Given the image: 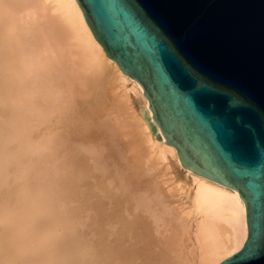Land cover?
<instances>
[{
  "label": "bare ground",
  "instance_id": "obj_1",
  "mask_svg": "<svg viewBox=\"0 0 264 264\" xmlns=\"http://www.w3.org/2000/svg\"><path fill=\"white\" fill-rule=\"evenodd\" d=\"M30 1H31L30 3L28 4L22 3L23 4L22 5L21 3H19L18 0H0V103L6 99L7 101L8 99H15V100L21 99V101L22 100L24 101L25 96H28L29 94H31L32 91L34 92L35 89L32 90V88L34 84H36L37 80L35 81V83L32 81L34 83L32 87H31L32 82H30L33 70L35 69L33 66L37 62H39V65L41 66L40 64L41 62L38 61L39 59L38 56L40 55L38 54L36 55L37 51L35 53L31 50L33 45H35L34 42H36V41H33L29 37V33L31 32L32 28L29 27L30 28L29 30L28 27H24V24H22L23 22H21L19 18L21 17L23 12H27L28 16H31V17L32 15L37 14L39 11H42V12L47 11V13L50 12L49 17H50V14L52 16V13H53V15L56 16V18L52 16L50 17L52 20L48 19L49 21H47V23L49 22V24L52 25V28L51 26L48 25L50 27L49 29L51 33L49 31H46V32H49L47 33V36L50 35L48 36L50 37L48 38L50 40V45L53 44L51 42L52 41L54 42L56 37L58 39V42L57 43L55 42L57 46L54 43L56 47H59L61 45V44L60 45L58 44L61 39L63 40V42L66 40V43L64 42L62 43V45L69 43V41L71 40L73 44L70 42L69 44H72V45L67 44L66 46L68 47L71 46L70 48H71L72 53L70 52V54L73 55L75 59V60L71 59L72 56L69 54L71 58L70 57L68 58H70L73 61L72 62L68 61V63H66L67 66H64L61 70L59 69L61 76L68 80L67 82L68 84L66 85H61L58 83V81L55 79V76L52 75L53 74L52 69L48 66V64H46L47 65V75H46L47 76V104H46L47 105V157L54 159V160L56 158L60 159L59 163L61 165L60 167L61 172L66 171L65 175L61 176L60 179L62 181L58 185L59 187L65 190V193H66L65 200H64L66 201L65 203L68 204L69 202H72L75 199H79V198L81 199L82 202L84 201L86 202V200L89 197V192L84 190L81 193H79L78 190L81 188L83 189L86 186L90 185L89 178H95L98 175V176H103L107 178L113 177L111 179H114L115 173L114 175H111L112 170L111 172L110 170L108 171V169L106 170L104 168V166H106V163H104L103 158L100 155L99 157L98 155H96V153L99 154L98 145L99 146L101 145L102 137L100 135V129L97 128V126H95V123H94L95 117L102 110L101 108L103 107V104L106 101V94H107L108 88L105 85V83L109 81L110 84H112V82L114 81V83L117 85V88L122 92L123 99L126 100V102L128 103V105L131 107L133 111L134 121L136 122L137 127L141 133V137L143 138L144 142L149 146L151 156L155 157V158L153 157L152 158L156 159V163L159 162L163 166L164 175L163 174L161 175L167 178V182L171 183L173 186L175 185L174 190L176 192H178L180 195H183L182 200L184 201V206L186 205L185 207H187L188 204L190 206V210L188 211V213L186 209H184L186 210V212H184L185 214L182 213V215L184 214V216L187 215V221L192 220L195 224L193 228V226H190L189 224L188 225L185 224V223H188L186 220H185L186 222H182V224L184 223L185 225H187V226H184L183 224V227L187 229L188 233L190 234L193 233V236H194V239L188 238V240H191L193 244H192L191 251L188 250L190 252L191 258L190 260H188L189 262L186 264H219L223 260L227 259L228 257L240 251L247 239L248 229H247V221H246V206H245L243 199L240 197L239 192L227 186H224L220 183L209 180L201 175L195 174L192 170L185 168L181 164L180 158L178 156V153L175 147L167 144L166 142L158 140L153 135L149 124L144 119L141 113V107H143L142 112L146 110L148 113L147 116L149 118L152 117L151 111L149 109V102L144 95L142 86L136 80L124 74L123 71L120 69V67L117 65V63L107 56L102 45L97 41L91 28L89 27L85 19L83 10L80 7L77 0H30ZM26 17L27 16H25L24 19H26ZM53 19H56L55 23L50 22V21H53ZM34 23L36 24V22ZM41 27L43 28V26H40V29ZM44 28L46 30L48 29L46 27ZM33 32L34 31H32V34ZM38 34L36 33L35 35H37L38 37ZM51 36H52V41H51ZM36 39H37V42L38 41L41 42V39L40 40L38 38ZM39 47H41V45ZM43 50H45V48ZM67 50L68 49H66L65 51L64 49V52L67 53L70 51V50L69 51ZM43 56H45L44 60L45 59L48 60L50 58V57L46 58V55H43ZM52 58L50 59L52 60ZM65 59L63 60V62L65 61ZM36 70H38V68ZM42 70H45V69H42ZM54 70H55L54 72H56L58 68L57 70L56 69ZM39 74L41 73H38V75ZM56 76H57V72H56ZM80 78L82 79L79 80ZM73 79L74 80L78 79L77 81L79 82L82 81L81 83L83 84L85 83L83 85L84 87H82L83 89H81L78 84H75L76 81H74L73 83L72 82ZM83 80L85 82H83ZM44 81L45 80H43V82ZM59 81H61L60 78H59ZM43 82L41 83L43 84ZM42 84L41 86H43ZM107 85L109 86L108 82H107ZM37 86H38V83H37ZM43 88L41 89L42 91H43ZM36 91L39 95L40 93L38 89ZM37 93H34V95H36ZM44 96L46 98V95ZM78 96L81 98L83 97L80 100L79 104H77V102L74 103L72 101L73 98L77 97L78 99L79 98ZM25 101H28V100H25ZM119 102H121V100ZM18 103L22 105L21 102H18ZM30 104H32V102ZM135 104L138 106L137 111H135V107H134ZM10 122L12 123V120ZM32 122L33 121H31V123ZM24 127H25L24 125L20 126L21 129H23ZM12 130L13 129L11 127L2 126L0 124V138L2 142L9 144L8 142L10 139L12 140V136H13ZM33 133L31 132L30 134L32 135ZM158 133L162 134L159 128H158L156 135H158ZM30 134H28V136ZM20 136L21 135H18V137ZM36 139L37 138H35L34 140ZM30 140H33V139L30 138ZM96 144H97L98 149L97 150L95 149V151L97 152L91 151L89 153L90 158L96 157V163L93 165H90L88 162L89 160L88 157L84 155V152H85L84 149L87 147L90 148V146L92 145L95 146ZM28 145H29V142H28ZM2 152L3 154H1L0 156L1 161L5 160V158L6 160L8 158V161H9V159H11L9 157L13 156L12 158L15 159L20 156V154L17 152L13 153V152H9L8 150L7 151L5 150V152L4 151ZM109 152H110L109 155L112 157L110 150ZM161 165L159 167H162ZM82 172H84V174L81 176ZM28 177H29L28 175L22 177V179L19 177L16 179L17 181H15L14 183L13 182L10 183L9 181V184L8 183L7 184L11 185L10 189L13 187L15 188V187H18L17 186L18 184H15V183L21 184L22 180L24 182L25 180L28 179ZM112 186H113V183H112ZM101 187H102L101 189L104 190L103 195L109 198L110 201L114 205L112 206V203H111V206H112L111 209L110 208L109 209L108 208L107 209L97 208L94 210V212L91 213V215L93 216L95 231L97 233L103 234L102 238H104V240L105 238H107L105 234L110 233L106 230L104 226L108 225L109 222L111 221L117 222L119 226H117V224H114V226L116 225L119 228V230L117 228L116 230L118 231H116L115 233L112 232V235L115 234L114 235L115 243H113V245L107 244V246H104L105 244H103L99 246L96 243L91 244V242L87 241V239L85 238L86 236L85 233L82 232L83 231V230L81 231L82 228L79 227L82 224H84V223L81 224V222H84L83 221L85 219L84 213H86L87 211L84 207H82V209H78V210L75 209V210H72L71 212L68 211L70 212L68 213V215L69 216L72 215L69 220L67 219L64 220V217L66 216L60 217V219L63 218L62 221H60L59 218L58 220L55 219V221L52 220L54 221L53 223L55 225L56 224L60 226L62 225V227L67 225L66 227L70 229H74L75 233L72 235H65L63 232H61L59 234H56L53 237L51 236V238L47 236V248L44 249V251H41L40 246H39L46 242L45 237H43L44 231L42 232L44 225L41 224L42 222L40 223L39 218L34 216L35 214L32 215L33 214L31 212L32 205L29 204L31 199L34 196V191H31L30 185L28 184L21 185L18 189L15 188L17 192V197H16L14 196L15 194L12 193L11 190L7 187V189H9V192L12 193V194L10 193L9 195L14 196L13 197L14 199L7 198L8 200H6L7 202H5V205L3 203L5 198H3V201L0 200L4 205L2 206L0 204V223L3 224L2 225L3 228L0 230V264H42L44 262H46L47 264H105V263H108V260L110 257L113 259V261H116V259H118V261H120L122 264H130L131 259H134V257L137 255L143 257L145 264L151 263L156 258L158 260L157 261L158 263L159 262V255L157 254L158 250H157V253H154L156 251L155 248H154L155 251H151V249H153L152 246L154 245V242H153V245L151 246L152 248L151 249L149 248L150 247L149 241H150V238L153 236V235L150 236L151 230L149 227V222L147 224V222L144 219H142L141 216L139 215L140 208H139V205H136V204H140V203L136 202V204L134 203V205L129 204L130 201H126L127 199H125L126 197H124L126 194L125 192L123 195L121 192H120L121 195H118V191L117 193L116 191H114L115 193L113 192L114 187L112 188V191L110 190L111 187L109 188L108 185L101 186ZM170 188L171 187H169V189ZM13 189L12 191H14ZM171 195L175 196L174 194H171ZM7 197H11V196H7ZM165 202H163V204H165ZM168 204L170 205V203ZM125 205H128V206L125 207ZM15 206H24L26 207L28 212L27 213L24 212L26 215L23 213H17L13 208ZM143 206L145 207V209L143 208L144 210H146V208H149L148 205L143 204ZM152 207L154 208L155 206L153 205ZM164 207L166 209V206ZM164 207L162 208L164 209ZM150 209H151V206H150ZM68 210H71V209L68 208ZM126 211L129 214L127 216L125 214ZM156 211L154 212L156 213ZM49 212H51V210ZM175 212L173 213V211H171V213L173 214H175ZM177 212L180 213L181 210ZM28 213L31 214L32 216L29 215ZM143 213L145 214V212ZM147 215H151V214H147ZM154 215L155 214H153V216ZM157 216H160V215H157ZM171 216L175 217V215H170L168 217V221H169V218H171ZM182 217H180L181 219L179 220L178 223H180V221H183L184 217L183 218ZM104 218L106 219L105 220L106 222L105 221L103 222ZM161 218H163V214ZM172 219H170V221H172ZM166 223L170 224V222H166ZM153 224L154 223H152V225ZM169 224H166V226ZM174 224L175 223H173V225ZM110 225L112 226L113 229H115L112 224ZM110 225H108V227ZM153 226L156 227L155 224ZM170 226L173 227L172 225ZM185 228H183L182 231H184ZM165 229H169V228L165 227ZM172 230L174 229L171 228V231ZM106 231L108 233H106ZM155 232H154L155 236L158 237L157 236L158 232L157 233ZM181 232L179 233L181 234ZM185 232H182V234ZM180 234H178V236ZM190 234H188V236ZM130 236L135 238L134 239L135 241H131L135 243L132 244L130 249L129 247L125 249L123 247L124 246L123 242L126 239H128V237ZM132 237H130L129 240H131ZM176 237L175 239L179 238V237L178 238ZM156 242L158 243V241L155 240L156 245L154 246H157ZM180 242L181 240L176 243H180ZM184 242L182 243L185 244ZM174 243L175 242L173 241L172 244ZM127 245L125 244V247H127ZM160 245L164 246L162 244ZM169 246H173V245H169ZM177 247L180 248L179 246ZM183 247H181V249H183ZM100 248L103 249L106 253V255L101 259H100V256L97 255V250H99ZM170 248H168V250ZM163 249L165 250V248ZM172 249L173 247L170 250L172 251ZM176 250L177 249H175V251ZM89 251H92V252L90 253ZM189 252H186L185 254L188 255ZM181 254L182 253H180L178 257H182ZM27 255L31 256L29 257L30 261H26L25 263H22L21 259ZM176 255L177 254L173 255V257ZM187 257L188 256H186V258ZM180 259L181 258L178 259L179 262H181ZM137 260H142V259H137ZM172 260L174 261L175 259L173 258L171 259V261ZM186 261L187 260H183L184 263ZM164 262L165 261H163V263ZM176 264H181V263H176Z\"/></svg>",
  "mask_w": 264,
  "mask_h": 264
},
{
  "label": "water",
  "instance_id": "obj_2",
  "mask_svg": "<svg viewBox=\"0 0 264 264\" xmlns=\"http://www.w3.org/2000/svg\"><path fill=\"white\" fill-rule=\"evenodd\" d=\"M77 1L153 135L243 199L247 239L219 264H264V0Z\"/></svg>",
  "mask_w": 264,
  "mask_h": 264
},
{
  "label": "rangeland",
  "instance_id": "obj_3",
  "mask_svg": "<svg viewBox=\"0 0 264 264\" xmlns=\"http://www.w3.org/2000/svg\"><path fill=\"white\" fill-rule=\"evenodd\" d=\"M18 1L21 4L22 3L28 4L31 2L30 0H26V2H25V0L24 1L18 0ZM39 12H38L39 14L38 13L34 14V15H32V17L28 16L27 12H23L21 17L19 15V17H20L19 19L21 22H23L22 24H24V27H28L29 30H30V28L33 29V30L31 29V32L28 30L31 33V34L29 33V37L33 41H36V42H34L35 45H33L31 50L35 53L37 51L36 55L38 54L41 56V57L38 56L40 59V60L38 59V61L41 62L40 63L41 66L39 65V62H37L33 66L35 68V69L33 68L35 71L33 70L31 80H30V82L33 81L34 83L37 80L36 84H34L33 82L31 83V87L33 84L35 86V87L33 86L32 90H34V89L35 90H34V92L32 91L31 94H29L30 96L28 95L29 97L28 96L24 97L25 100H28V101H25V100L21 101V99L20 100L8 99V101H7V99H6V100H4L5 102L3 101L0 103V124L2 126L11 127L13 129L12 130L13 131L12 140L11 139L9 140V142H8L9 144L2 142V140L0 138V156H1V154H3L2 151L5 152V150L6 151L8 150L9 152H13V153L17 152L20 154V156L18 158H15V159L12 158L13 156L9 157V158H11V159H9V161H8V158H7V160L5 158L6 161L0 160V175L2 176V177L0 176V200L3 201V198H5L3 201V203L5 205V202H7L6 200L14 199L13 198L14 196L17 197L16 189H18L21 185H27V184L30 185L31 191H34V196L29 203L32 205V208H31L32 209L31 212L33 213L32 215L35 214L34 216L39 218L40 223L42 222L41 224L44 225L42 232L44 231L43 237H45L46 242L43 243L42 245H39L41 251H44V249L47 248V236L51 238V236L53 237L56 234H59L61 232H63L65 235H72L75 233V230L67 228L66 227L67 225L62 227V225L61 226L57 225V224L55 225L53 222L55 221V219L58 220V218L60 221H62L63 218L60 219V217H64V216H66V217H64V220H66V219L69 220L72 215L70 214L71 216H69L68 213H70L72 210H75V209H77V210L82 209V207H84L87 211H86V213H84V218H85L83 220L84 222H81V224L82 223H84V224H82L79 227H81L82 228L81 231L83 230L82 232L85 233V235H86L85 238L87 239V241L91 242V244L96 243L99 246L105 244L104 246H107V244L113 245V243H115L114 242L115 241L114 240L115 234L112 235V232L115 233L116 231H118L119 228L117 226H119V225L117 224L116 221H111V222H109V224L107 223L108 225L112 224L113 227L115 228V229H113L111 225L108 227V225H105L106 224L105 223L104 227L110 233H108L106 231V233H108V234H105L107 238H105V240H104V238H102L103 234L97 233L95 231V225H94L93 216L91 215V213L94 212V210L97 208H100V209H107V208L111 209L112 208V206L114 204L110 201L109 198H107V197H105V195H103L104 190L101 189L102 188L101 186H107L108 185L110 188L112 186V183H113V186L110 188V190L112 191V188L114 187L113 192L116 191V193H117V191H118V195H121V193L123 195L125 192L128 196L125 194L124 197H126L125 198V199H127L126 201H130L129 204L134 205V203L136 204V202L140 203V204H136V205H139V208H140L139 215L141 216L142 219H144L147 222V224L149 222V227L151 230L150 236L151 235L154 236V238H153V236L150 238V241H152V242L149 241V246H150L149 248L151 249L153 247V249H151V251L156 250L154 253H157V250H158L157 254L159 255V262L157 263L158 260L156 258L151 263H146V264H153V263L154 264L155 263H157V264H166V263L171 264L172 263L173 264V262H174V264H176V263L182 264L183 260H187L185 263L183 262V264L188 263L189 262L188 260H190V258H191L189 251H191L192 244H193V242H191V240H188V238L194 239V236H193V233H191V234L188 233L187 229L185 227H183L184 223L182 224V222L187 221V215L184 216V214H185L184 212H186V210H187V213H188V211L190 210V206L188 203H187L188 204L187 207H185L186 205L184 206V201L182 200L183 195H180L178 192H176L174 190L175 185L173 186L171 183L167 182V178H165L163 176L164 175L163 166L159 162L156 163V159H153L155 157L151 156L149 146L144 142L143 138L141 137V133L137 127V124L134 121L133 111H132L131 107L128 105V103L126 102V100L123 99L122 92L117 88V85L114 83V81L112 82V84H110V82L107 81L109 86L107 85V82L105 83V85L108 88L107 94H106V101L104 102L103 107L101 108L102 110L99 112V114L95 117V120H94L95 126H97V128L100 129V135L102 137V140H101L102 143L100 146L98 145L99 149L97 148V144L95 145L96 147L94 145H92V146H90V148L87 147L84 149V151H85L84 155L88 157V159H89L88 162L90 165H93L96 163V157L90 158L89 153L91 151L97 152V151H95V149L96 150L98 149L99 154L96 153V155H98V157L100 155L103 158L104 163H106V166H104V168L106 170L108 169V171L110 170V172L112 170L111 175H114V173H115L114 179H111L113 177L107 178V177L98 176V175L95 178H89L90 185L86 186L83 189L81 188L78 190L79 193H81L84 190L89 192V197L86 200V202L85 201L82 202L81 199L79 198V199H75L72 202H69L70 204L65 203L66 202V201H64L65 195H66L65 190L62 189L61 187H59L58 185L62 181L60 179L61 176L65 175L66 171L61 172V168H60L61 165L59 163L60 159L56 158L55 160H57V161H55L54 159L47 157V105H46L47 104V76H46L47 75V65L46 64H48V66L52 69V72H53L52 75L55 76V79L58 81L59 84H61V85L68 84L67 83L68 80L61 76L60 70L64 66H67L66 63H68V61L72 62L73 60H75L74 56L70 54V52L72 53L71 48H70L71 46H69V47L66 46L67 44L72 45L73 43L71 42V40L70 41L67 40V41H69V43L71 42L72 44L67 43V44L62 45V43H64V42L66 43V40L63 42L62 39L61 40L59 39L60 42L62 41L61 43L60 42L58 43L59 45L61 44L60 45L61 47L59 45H58L59 47H56L57 46L56 43L58 42V39L56 37V39L53 42L52 36H51V41H52L51 43H53V44L50 45V40L48 39V38H50V37H48L50 35L47 36V33H49V32L51 33L49 26H51V28H52V25H50L49 22L47 23V21L52 20L50 17L54 16L56 18V16L53 15V13H52V16L50 14V17H49L50 12L47 13V11H45V12L39 11ZM24 15L27 16L26 19H24L25 18ZM32 19H34V20H32ZM34 22H36V24ZM50 22L55 23L56 19H53V21H50ZM51 24H53V23H51ZM40 26H43V28L41 27V29H40ZM44 27H46L48 29L46 30ZM32 31L35 32V33L33 32L34 36L32 34ZM46 31H49V32H46ZM45 32H46V34H45ZM36 33L37 34L39 33L40 35L38 34V37H37V35H35ZM36 38H38L39 40L41 39V42L40 41L37 42ZM43 40H45V41H43ZM54 43L56 46L54 45ZM40 45H41V47H39ZM65 46H66V48H65ZM35 47H36V49H35ZM44 48L46 51L43 50ZM48 48H49V50H48ZM64 49H65V51H66V49H68L67 51H69V50L70 51L66 53V52H64ZM41 51H42V53H41ZM69 54L72 56V58H71V56H69ZM43 55H46V58H48V57H50V58L53 57V58H52V60L50 58L48 60L47 59L44 60L45 56H43ZM68 57H70L73 60H71ZM64 59H65V61L63 62ZM55 60H56V62H55ZM58 65H59V67H58ZM37 68H38V70H36ZM57 68H58V70H57ZM42 69H45V70H42ZM54 69L57 70L56 71L57 76H56V72H54L55 71ZM43 71H45V72H43ZM38 73H41V74L38 75ZM61 77H62V79H61ZM39 78H40V80H39ZM59 78L61 81H59ZM81 79L82 78H80L79 80H81ZM43 80H45V81L43 82ZM77 80L73 79L72 82L74 83V81H76L77 83L75 82V84H78L79 87L81 89H83L82 87H84L83 85L85 83L83 84V83H81L82 81L79 82ZM41 82H43V84ZM83 82H85V81L83 80ZM37 83H38V86H37ZM41 84L44 86V88H43V86H41ZM42 88H43V91L41 90ZM37 89L40 93L39 95L36 91ZM34 93H37V94L34 95ZM42 93L44 95H46V98ZM82 98L79 97L77 99V97H76V98H73L75 101L73 99H72V101L74 103L77 102V104H79V102ZM37 99H38V101H37ZM120 100H121V102H119ZM18 102H21L22 105H20V103H18ZM31 102H32L33 106H32V104H30ZM2 103H4V104H2ZM25 105H27V106H25ZM134 107H135V111H137L138 106L135 104ZM131 118H133V119H131ZM26 119L28 120V122ZM11 120H12V123L10 122ZM31 121H33V122L31 123ZM21 125H24L25 127L23 129H21L20 128ZM31 132L32 133L34 132L32 134L33 136L30 134ZM36 133H38V134H36ZM28 134H30L31 136L29 135L30 136L29 137ZM18 135H21V136L18 137ZM36 135L37 136L40 135L39 137L41 139L39 137H37ZM30 138L33 140L35 138H37V139L33 141V140H30ZM44 138L46 139V141ZM39 141H41V142H39ZM24 142H26V143H24ZM28 142H29V145H28ZM39 144H41V145H39ZM93 147H94V149H93ZM109 150L111 151L112 157L109 155V153H110ZM53 162H55V163H53ZM107 164H109V165H107ZM160 165L162 167H159ZM83 174H84V172L81 173V176ZM161 174H163V175H161ZM26 175L29 176L27 180H25L24 182L22 180L21 184L15 183V184H18L17 185L18 187H15L16 189L14 187H13L14 189L13 188L10 189L11 185H8L9 181H10V183H12V182L14 183L15 181H17L16 180L17 178L20 177L22 179V177H24ZM6 186L11 190L12 193L15 194L14 196L9 195L11 192H9V189H7ZM169 187H171V188L169 189ZM12 189L14 191H12ZM171 194H174L175 196H173ZM7 196H11V197H7ZM143 199H144V201H143ZM180 199H181V201H180ZM147 200H148V202H147ZM1 201H0V204L2 206H4ZM138 201H140V202H138ZM165 201H167V202H165ZM163 202H165V204H163ZM56 203H58V204H56ZM111 203H112V206H111ZM168 203H170V205ZM177 203H178V205H177ZM143 204L148 205L149 208H146V210H144L145 207L143 206ZM33 205H35L36 207ZM153 205L155 206L154 208L152 207ZM126 206H128V205H125V207ZM150 206H151V209H150ZM164 206H166L167 210L165 209ZM173 206H175V207L177 206V207L175 208ZM49 207H50V209H49ZM162 207H164V209ZM171 207L173 210L171 209ZM180 207H181V209H180ZM13 208L17 213L25 214L28 212L26 207H24V206H15ZM23 208H25V209H23ZM68 208H70L71 210H68ZM184 209H186V210H184ZM50 210L52 213L49 212ZM179 210H181L180 213L177 212ZM68 211H70V212H68ZM148 211H149V213H148ZM154 211H156V213ZM171 211H173V213L176 211L179 216L177 215L176 212H175V214H173V213H171ZM47 212L49 215L47 214ZM126 212H125L126 216L129 215L128 212L127 213ZM143 212H145V214L146 213L151 214L152 217H151V215H147V214L145 216V214ZM150 212H152V213H150ZM182 213H184V214L182 215ZM142 214H144V215H142ZM153 214H155L156 216L157 215H160V216L156 217L155 215L153 216ZM162 214H163V218H161ZM165 214H167V215H165ZM29 215H31V214H29ZM170 215H175V217L171 216V218H169V221H168V217ZM164 216H166L167 218ZM128 217H130V216H128ZM180 217L183 218V221H180V223H178L179 220L181 219ZM172 218H174V219H172ZM175 218H177V219H175ZM162 219L166 222H170V224L164 222ZM170 219H172V221H170ZM52 220H54V221H52ZM105 220L106 219L104 218L103 222ZM187 222L188 223H185V224H187V225L189 224L190 226H193V228H194L195 224L192 220H189ZM152 223H154L156 227H154L153 226L154 224L152 225ZM163 223L165 226L163 225ZM173 223H175V224L173 225ZM114 224H117V226L115 225L116 226L115 227ZM166 224H169V225L166 226ZM177 224L179 227L177 226ZM185 224H184V226H187ZM2 225L3 224L0 223V230L3 228ZM170 225H172L173 227H171ZM165 227L169 228V229H165ZM109 228H111V229H109ZM117 228H118V230H116ZM171 228L174 230L171 231ZM183 228H185L184 231H182ZM67 229H69V230H67ZM108 229L111 231H109ZM50 231H52V232H50ZM178 231L179 232H181V231L185 232L186 231V232L183 234L181 232V234H180ZM154 232L155 233L158 232L157 233L158 237L155 236ZM176 233H178L180 235L178 236V234H176ZM52 234H54V235H52ZM188 234H190L189 236H191V237H189ZM160 235H161V237H160ZM183 236H185V237H183ZM130 237H132V236H130ZM130 237H128V239H126L123 242V244H124L123 247L125 249H127L128 247L130 249L132 244L135 243V242H131V241H135L134 240L135 238L132 237L131 240H129ZM159 237L161 238V240ZM175 237L176 238L179 237L178 238L179 240L175 239ZM155 240L164 246H161L157 242H156L157 246H159V245L160 246L159 247L154 246V245H156ZM180 240H181L180 243H176V242H179ZM184 240H185V242H184ZM187 240H188V242H187ZM111 241H112V243H111ZM170 241H171V243H170ZM173 241L175 242L174 244H172ZM129 242H131V243H129ZM153 242H154V245H153ZM182 242H184L185 244H183ZM125 244L126 245L128 244L127 247H125ZM178 244H180L181 246ZM182 244L184 245V247ZM35 245H37V244H35ZM169 245H173V246H169ZM177 246H179L180 248H178ZM170 247L171 248L173 247L172 251L170 250L171 249ZM174 247H175V249H177L176 250L177 252L175 251ZM181 247H183V249H181ZM154 248H155V250H154ZM163 248H165L166 251ZM168 248H170V249L168 250ZM167 250H168V252H167ZM182 250H183V252H182ZM184 250L186 252H189L188 255L185 254L186 252ZM89 252L91 253L92 251H89ZM161 252H163V253H161ZM180 253H182L181 254L182 257H178L180 255ZM171 254H173V255L177 254V255L173 257V255H171ZM97 255H99L100 259H101L106 255V253L103 249L100 248L99 250H97ZM186 256H188L189 259H188V257L186 258ZM29 257H31V256H29V255L24 256L21 259V262L25 263L26 261H30ZM138 257H140V258H138ZM168 257H169V259H168ZM171 257H173L175 260L171 261V259H173ZM166 258H167V260H166ZM179 258H181L180 259L181 262H179V260H178ZM135 259H136V261H135ZM137 259H142V260H137ZM109 260H108V263H105V264H122L120 261H118V259H116V261H113V259L110 257ZM163 261H165V262L163 263ZM42 264H47V263L44 262ZM130 264H145V261H144L142 256L137 255L134 257V259H131Z\"/></svg>",
  "mask_w": 264,
  "mask_h": 264
}]
</instances>
